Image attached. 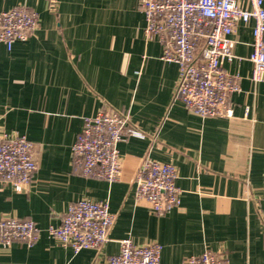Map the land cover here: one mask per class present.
I'll return each mask as SVG.
<instances>
[{"label": "crops", "instance_id": "0c3cea01", "mask_svg": "<svg viewBox=\"0 0 264 264\" xmlns=\"http://www.w3.org/2000/svg\"><path fill=\"white\" fill-rule=\"evenodd\" d=\"M18 7L37 13L39 27L11 50L0 42V137L27 138L38 170L22 192L1 184L0 220H31L41 235L33 246H0V264L103 262L127 238L160 245L161 264L205 252L227 264H264V81H251L248 60L254 21L237 24V59L224 64L242 78L233 117L202 119L175 99L178 65L146 39L139 0H0V13ZM105 108L130 114L145 136L119 144L122 176L113 183L84 176L72 151L85 120ZM146 156L177 170L181 205L170 214H154L136 196ZM79 200L107 201L116 216L99 252L76 255L47 232Z\"/></svg>", "mask_w": 264, "mask_h": 264}, {"label": "built area", "instance_id": "2783aa9c", "mask_svg": "<svg viewBox=\"0 0 264 264\" xmlns=\"http://www.w3.org/2000/svg\"><path fill=\"white\" fill-rule=\"evenodd\" d=\"M139 0L146 18L144 34L163 46L162 59L178 65L175 99L187 111L202 118L233 117L231 96L241 90V76L230 74L224 64L237 58L234 53L238 23L254 21L253 51L248 58L253 66L251 81H264V0ZM51 11L56 5L50 6ZM39 27V16L25 8L0 13V42L9 50L14 43L28 41ZM129 135L145 138L131 125L128 113L105 108L87 118L73 145L74 158L84 176L109 183L122 176L119 144ZM34 145L24 136L0 137L1 184H11L16 192L30 187L38 170ZM174 165L146 156L135 176L136 196L150 204L154 214H170L181 205L182 190L177 186ZM116 216L107 201L79 200L70 204L58 226L48 234L63 248L79 254L85 250L99 252L109 241ZM41 230L31 220L5 217L0 220V246L14 243L33 246ZM120 251L93 264H161L162 248L158 244L139 246L131 239L119 242ZM185 264H227L209 252L190 257Z\"/></svg>", "mask_w": 264, "mask_h": 264}]
</instances>
